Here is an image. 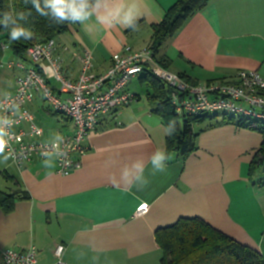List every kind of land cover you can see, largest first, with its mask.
Wrapping results in <instances>:
<instances>
[{"label": "crops", "instance_id": "crops-1", "mask_svg": "<svg viewBox=\"0 0 264 264\" xmlns=\"http://www.w3.org/2000/svg\"><path fill=\"white\" fill-rule=\"evenodd\" d=\"M176 1L143 0L146 10L137 31L98 24L95 18L87 25H69L68 32L56 38L63 73L77 79L85 48L92 51L94 73L101 74L120 58L125 46H150L152 25L160 23ZM5 51L2 60L20 59ZM156 58L194 85L230 80L240 70H258L264 76V0H211L162 42ZM141 77L127 86L135 100L88 134L82 166L69 175L57 173V163L48 175L41 158L18 167L0 156V189L11 183L6 172L31 196L9 214L0 211V264L5 249L25 250L32 244L38 250V264H57L58 244L65 247L63 264H162L156 230L181 217L202 218L264 257V188H257L249 176L262 136L223 121L224 113H217L214 125L193 126L198 133L196 150L181 159L167 150L164 122L146 98L151 88L144 89V95L138 93L145 83ZM1 82L0 99L15 91V79ZM28 106L44 129L45 140L72 132L62 115L55 129L40 124L38 117L48 115L41 98ZM158 149L170 156L167 172L150 177L147 189L111 182L133 160L143 159L147 165ZM145 205L146 212L138 213Z\"/></svg>", "mask_w": 264, "mask_h": 264}, {"label": "built area", "instance_id": "built-area-1", "mask_svg": "<svg viewBox=\"0 0 264 264\" xmlns=\"http://www.w3.org/2000/svg\"><path fill=\"white\" fill-rule=\"evenodd\" d=\"M57 49L56 39L34 43L26 51L28 61L19 59L6 64L19 71L15 91L9 94L19 105V114L0 109V115H8L15 121L5 154H10L9 160L18 167L34 158L43 159L42 145L49 141L44 139V129L28 106L35 98L46 103L48 114L62 115L72 125V132L63 135L64 144L69 146L64 160L70 164L64 160L56 162L57 173L69 175L82 166L80 157L87 150L84 141L88 134L105 117L135 100L127 86L133 78L147 72L172 88L171 102L179 116L226 113L264 124V76L258 70H240L230 80L194 85L164 68L150 46L140 49L125 46L116 62L96 74L92 51L85 48L79 56L78 77L70 80L62 71ZM146 210L147 206H142L138 213ZM64 250V245L56 246L57 264H63ZM37 253L33 244L25 250L7 248L1 264H38Z\"/></svg>", "mask_w": 264, "mask_h": 264}, {"label": "trees", "instance_id": "trees-1", "mask_svg": "<svg viewBox=\"0 0 264 264\" xmlns=\"http://www.w3.org/2000/svg\"><path fill=\"white\" fill-rule=\"evenodd\" d=\"M210 1L177 0L166 11L163 20L152 25L153 35L150 45L152 50L157 53L162 42L172 37L192 14L203 9ZM27 8L32 9V6L29 4ZM27 8L24 0H0V12L25 11ZM26 26L32 29L34 36L31 40L18 42L10 41L6 30L0 26V66L5 50L15 57L28 61L26 51L30 45L56 39L69 29L67 23L49 24L47 19L38 16L34 9ZM158 61L166 68L163 59ZM180 76L184 79V76ZM140 80L147 83L152 90L146 96L152 111L161 116L165 127L170 121L175 124V134L166 135L167 150L176 152L181 159H186L196 150L198 133L194 131L193 126L203 123H207V127L212 126L217 123L219 115L205 113L179 116L171 102L173 90L170 86L149 72L142 75ZM221 117L223 121L234 122L240 127L261 134L263 138L261 147L249 167V176L253 180L257 170L264 164V124L226 113ZM3 174L11 180V183L6 188L0 189V211L9 214L14 211L19 201L29 200L31 196L16 177L6 172ZM156 241L163 252L162 264H264V257L258 250L237 241L198 217H181L172 225L158 228Z\"/></svg>", "mask_w": 264, "mask_h": 264}, {"label": "clouds", "instance_id": "clouds-1", "mask_svg": "<svg viewBox=\"0 0 264 264\" xmlns=\"http://www.w3.org/2000/svg\"><path fill=\"white\" fill-rule=\"evenodd\" d=\"M24 4L26 8L30 4L35 13L47 19L49 24L87 25L95 18L98 24L120 25L131 31L138 30V22L146 10L143 0H24ZM32 9L0 12V26L6 30L10 41H28L33 38L34 32L26 26L32 16ZM0 109L19 114V105L7 93L0 99ZM14 124L15 121L8 115H0V156L5 161L10 158V154H5V149L12 139L11 130ZM175 132V124L170 121L165 127V133L173 136ZM68 147L64 144V137L59 133L42 145L41 163L43 168L48 170V175L52 174L56 162L64 160L67 156ZM169 159L170 156L165 150L158 149L151 154L147 165L143 159L133 160L121 168L118 177H111V182L122 184L129 189L144 191L151 183L150 177L167 172ZM64 162L70 164V161L64 160ZM111 163V161L106 162L108 165Z\"/></svg>", "mask_w": 264, "mask_h": 264}, {"label": "rangeland", "instance_id": "rangeland-1", "mask_svg": "<svg viewBox=\"0 0 264 264\" xmlns=\"http://www.w3.org/2000/svg\"><path fill=\"white\" fill-rule=\"evenodd\" d=\"M5 54H9L10 55L11 53L9 51L8 52L5 51ZM1 61H3L4 64L0 68V76L2 77V79L0 77V82H1V80L4 82L5 78L7 79V82H9V81L11 82L12 79H15V75L14 74L19 72V71L17 69H15V68L14 69L13 68H9L5 64L7 62V60L5 61V60L1 59ZM135 82H137V85L140 86L138 78H136ZM143 84H144L143 85V90L142 89H138V93H141V91H143L142 94L144 95V89H149L150 86L147 83H143ZM1 85L3 86L2 82H1ZM60 116L61 115H55V114L54 115L42 114L40 117H38V121L40 122L41 125L46 127V129H49V128L50 129H55L57 122L58 121L60 122L62 120V118ZM252 182H254L257 185V188H260V187L264 188V164L261 165L260 169L257 170V173H256L254 179L252 180ZM261 197L263 198L264 195H262Z\"/></svg>", "mask_w": 264, "mask_h": 264}]
</instances>
